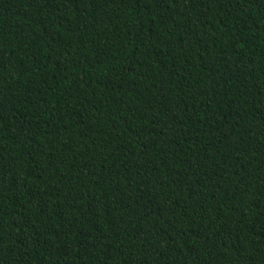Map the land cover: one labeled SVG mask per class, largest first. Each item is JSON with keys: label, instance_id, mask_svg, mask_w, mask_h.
Masks as SVG:
<instances>
[{"label": "trees", "instance_id": "obj_1", "mask_svg": "<svg viewBox=\"0 0 264 264\" xmlns=\"http://www.w3.org/2000/svg\"><path fill=\"white\" fill-rule=\"evenodd\" d=\"M0 264H264V0H0Z\"/></svg>", "mask_w": 264, "mask_h": 264}]
</instances>
